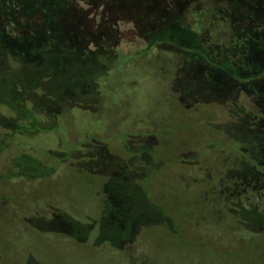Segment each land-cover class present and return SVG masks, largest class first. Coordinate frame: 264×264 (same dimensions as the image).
Instances as JSON below:
<instances>
[{
    "label": "rangeland",
    "instance_id": "obj_1",
    "mask_svg": "<svg viewBox=\"0 0 264 264\" xmlns=\"http://www.w3.org/2000/svg\"><path fill=\"white\" fill-rule=\"evenodd\" d=\"M176 4L152 5L144 50L122 34L114 66L2 34L0 264H264L259 216L258 247L228 229L260 170L220 157L264 138V0ZM126 73L150 85V116L116 113Z\"/></svg>",
    "mask_w": 264,
    "mask_h": 264
},
{
    "label": "trees",
    "instance_id": "obj_2",
    "mask_svg": "<svg viewBox=\"0 0 264 264\" xmlns=\"http://www.w3.org/2000/svg\"><path fill=\"white\" fill-rule=\"evenodd\" d=\"M137 1L0 0V18L4 19L3 24H0V39L2 34L6 36L9 33H13L18 39H23L31 44L52 39L57 42L59 51L67 52L70 55H83L82 57H85L91 52L95 53L96 68L100 64L106 65L109 61L113 62L112 66H114L117 60L116 55L120 51L126 52L125 49L122 50L117 46V39L125 32L127 34L131 32L129 30H133L132 32L137 34L135 37L139 41L140 49L144 50L147 42L152 38L150 35L151 26L155 27L157 33L162 29L163 17L159 14L153 20L150 17L152 5L156 4L157 8L160 7V9H171L172 12L177 5L176 2L180 0H144L140 2L142 3L140 9H136ZM204 5L205 8H209L206 3ZM142 6H144L143 10L141 9ZM134 16L139 21H145L146 26L136 29L138 21L135 23ZM123 77L124 88L113 89L112 92L114 98L119 100L120 107L116 112L118 116L123 113L125 122L132 119L129 114H140L142 117L150 116L145 109L148 102L143 99V93L148 92L150 85L148 87L144 84V78L138 75L133 76L126 73V76ZM122 97L123 99L120 100ZM57 102L56 106L60 108L58 111L68 115L70 121L68 126L73 128L74 117L71 114V108L64 107L60 101ZM3 111L0 108V124H4L7 120L5 119L6 116L2 114ZM10 111L6 108V115H9ZM143 127H148V125L143 123L139 128ZM253 129L255 131V128ZM146 130H139V133H146ZM257 132H254V135L252 133L249 140L238 142L234 153L222 154L220 157L226 166H232L237 158L244 156L246 162L251 166V171L257 168L260 170V180L264 184V138H259ZM253 136L255 137L253 138ZM253 140L256 141L253 142ZM15 144L21 145L19 142L13 143L14 146ZM205 178H212V175L205 172L203 179ZM242 199L246 203L237 208V213L231 217V225L228 229L236 243L250 241L255 242L256 247H258L256 242L263 240V229L257 222L249 220L248 210L251 212V216H259L264 221V185L261 188L244 190ZM105 243L112 249L111 251L118 249L113 245V241L105 240ZM110 254L114 256L113 252ZM122 263L136 264L131 255H127Z\"/></svg>",
    "mask_w": 264,
    "mask_h": 264
},
{
    "label": "flooded vegetation",
    "instance_id": "obj_3",
    "mask_svg": "<svg viewBox=\"0 0 264 264\" xmlns=\"http://www.w3.org/2000/svg\"><path fill=\"white\" fill-rule=\"evenodd\" d=\"M133 83H135V82H133ZM167 99H168V98H165V100H167ZM174 105H175V106H178V104H174ZM169 106H171V108H172L173 104H171V105L169 104ZM175 106H174V107H175Z\"/></svg>",
    "mask_w": 264,
    "mask_h": 264
}]
</instances>
